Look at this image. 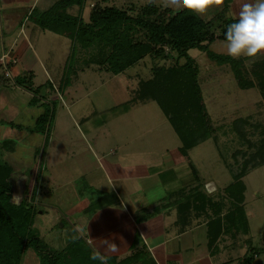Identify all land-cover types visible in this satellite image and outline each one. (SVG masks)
<instances>
[{
    "label": "rangeland",
    "instance_id": "374dc122",
    "mask_svg": "<svg viewBox=\"0 0 264 264\" xmlns=\"http://www.w3.org/2000/svg\"><path fill=\"white\" fill-rule=\"evenodd\" d=\"M96 2H99L100 5L125 9L132 16L140 14L142 7L148 3L160 10L170 7L168 0H85L80 10L75 5L68 7V10L72 9L69 11L72 14L80 12L83 20L87 21L91 8ZM241 2L242 0H232L225 14L235 17ZM221 7V2L213 3L201 16L204 19H211L221 10ZM40 8L42 5L38 4L36 9L41 10ZM19 26L15 27L13 35ZM33 37L30 44L32 43L33 46L40 49L38 60L33 64L32 73L22 67L23 70L19 74L12 73L7 77L4 75L3 65L0 64V83L18 93L19 104L23 98L30 102L31 92L25 90L21 85H14L13 77L20 76L23 83L24 80L31 79L32 88H37L38 94L42 97L46 95L45 91L52 93L54 87L59 86L60 79L54 78V74L56 77L58 74L54 71L50 75L48 71L49 67H54L56 71H64L62 80L67 79L69 84L78 86L79 92L77 91V93L81 97L78 96L76 98L78 102L74 101V104H70L68 109L65 108L66 104L60 98L48 100V97H45L42 100L36 98L31 103L22 102L29 107L39 106L40 102L44 103L43 107L52 108L53 105L55 109L53 118L57 117L59 122L58 119L52 120L48 132V126H46L44 137L37 139L38 141L32 140V137L28 135L30 128L26 122L29 121H24L25 119L22 117L19 121L13 117L11 122H0L2 131L6 126L10 125L8 129L12 127L15 132V134H11L15 143L13 146L15 149L18 147L22 149V151L18 150L15 159H13L14 155L6 153L1 145L2 142H0V163L5 161L10 163L13 170L11 174L15 173L11 177L12 198L15 201L18 197L27 198L32 204L31 208L34 211L32 225L37 229L41 239L49 247L55 249H61L68 245L72 250L87 253V250L94 248L91 246L92 244L86 243L82 239V231L73 222L75 219L66 214V209L81 196H90L92 191L87 189V180L92 181L94 177H88L84 185V180L81 177V179L76 177L72 183L69 182L64 187H59L56 183H45V178L50 180L45 166L48 156L54 162H60L67 160L72 149L82 150L86 154L88 153L87 148L92 146V140L97 139L105 144L104 151L107 152L117 144L119 145L117 149H120L124 138H128L133 139L131 143L134 146L139 145V142L146 143V152L147 155L150 154L152 163L162 162L167 158L172 148L181 145L178 134L155 100L150 99L143 104H135L136 100L132 99V96H134V89L138 81L148 78L154 65L163 67L171 65L176 53L164 45L160 55L146 54L135 64L114 74L95 60L99 58L100 53L92 45L83 47L78 41L71 40L64 34L48 30L35 34ZM3 39L5 43L6 35ZM225 43V40L216 37L208 48L217 53H226ZM188 53L198 65L197 83L200 103L208 115L209 127L207 126L208 133H206L203 126L198 125L200 131L203 132L196 137L197 142L186 150V154L190 156V163L199 170L197 173L199 179L201 177L205 180L211 179L210 181H213L220 189L232 183L234 185L233 193L237 197L240 189L236 187L238 183L236 176L240 175L238 179L243 183L241 194L246 225L240 224V227L236 229L233 227L232 230L223 234L222 239L232 244L229 264H244L247 256L253 251L254 256L251 264H264V96L257 86L262 80V76L255 65L256 61L264 58V53L258 54L255 58L250 57L242 63L241 71L244 78L251 79L254 83V86L248 88L237 86L228 64H217L209 59L205 52L196 48H190ZM15 56L18 60L17 63L21 65L18 55ZM178 60L180 63L184 61L183 58ZM59 65L60 69L56 68ZM122 98H126L128 101L125 104H120L123 102ZM81 113H85L86 117L89 114L82 122L78 117ZM22 121L24 123L20 125ZM191 127H194L193 124ZM21 129L24 130L23 135L17 137L16 134ZM12 130L9 132L11 133ZM7 134H3L2 138H7ZM204 135L208 136L202 138ZM0 141H2L1 137ZM109 156L96 154V159L97 161L99 159L108 161ZM87 158L88 163H92L91 156ZM30 169H34L35 173L32 174V181H29L27 185L26 181L23 183L24 179L20 178V174ZM147 170L148 166L146 172ZM156 177L154 169L151 168L149 182L154 183ZM170 186H174V182L170 183ZM220 189L215 193L213 191V200H220L225 207L223 211H225L230 206L229 198L226 192ZM157 192L158 190L155 196L158 195ZM162 192L165 193L163 189ZM57 200L61 203L59 209L53 205L55 202L52 203ZM157 209L160 211V208ZM164 209L165 207L162 208V210ZM168 216V221L170 220L168 226L173 231L181 229V224L182 226L189 224V221L181 222L177 215L175 220L171 215ZM199 232V229L194 232L198 237L192 240L193 248L197 246L196 240L201 235ZM187 235L188 233L183 234V236ZM183 240L186 241L187 237L174 239L171 247L175 249L182 245ZM133 242L140 245L142 239L137 235ZM202 245L203 241L199 246L202 247ZM143 249L139 246L136 247V250L121 255L117 264H135L134 257L130 256L134 255L135 251H137V258L144 259V264H148L151 257ZM227 249L229 250L228 247ZM150 252L154 260L156 249H151ZM195 254L194 249L180 255L183 259H191ZM200 255L196 257L200 258ZM216 256L214 255V258ZM34 257L33 253L29 256L26 254L23 264H37V259ZM219 260L217 259L213 264L222 263ZM109 264L116 263L110 262Z\"/></svg>",
    "mask_w": 264,
    "mask_h": 264
},
{
    "label": "trees",
    "instance_id": "16d2710c",
    "mask_svg": "<svg viewBox=\"0 0 264 264\" xmlns=\"http://www.w3.org/2000/svg\"><path fill=\"white\" fill-rule=\"evenodd\" d=\"M231 1L221 0V10L211 19H204L200 14L185 9L172 10L165 7L160 10L150 3L142 7L140 14L132 16L125 9L96 2L87 21L83 20L80 12L70 14L66 11L72 5L80 10L85 0H56L46 10L33 11L29 17L41 28L64 34L69 39L78 41L83 47H96L100 55L98 59H94L114 74L135 64L146 54L160 55L164 45L174 50L176 55L171 65H154L151 75L138 81L134 89V99L141 102L151 99L158 103L181 140L180 151L187 157L186 150L197 142L196 137L203 132L198 125L201 124L205 131L209 127L208 115L200 103L198 65L188 50L196 48L205 52L213 62L228 64L238 87L254 86L253 81L245 79L241 71L242 63L250 57H231L227 53H217L208 48L216 37L224 40L226 26L235 18L225 14ZM179 58L184 61L180 63ZM256 63L262 76L257 86L264 96V58ZM19 77H13V84L21 85L31 92L29 103L36 98H43L38 94L37 88H32L31 79L28 78L23 83ZM53 114V105L52 108L45 106L36 118L32 130L43 133L45 127L50 126ZM191 123L194 127H191ZM13 143L11 140H4L1 145L5 150H12ZM191 170L198 180L197 170L192 165ZM12 171L8 162L0 163V264H23L26 254L29 256L31 253L35 255L37 264H96L89 259L91 249L87 253L72 250L68 245L55 249L41 239L32 225V204L27 198L17 202L12 198ZM236 177V187L240 189L238 197L233 193L232 183L223 188L230 206L222 214L220 212L223 203L207 196L198 186L193 189L194 193L198 189L194 199H188L191 190L177 192L185 201L178 209L180 218H184L187 212H203L206 208L210 210L206 214L209 248H212L222 233L229 232L233 227L239 228L240 224L246 225L241 194L243 183L238 179L240 175ZM253 252L247 256L244 264L252 263ZM136 255L137 251L130 255L134 257L135 264H144V259L140 260ZM107 260L108 264L118 262V259L112 257H107ZM148 264L155 262L150 258Z\"/></svg>",
    "mask_w": 264,
    "mask_h": 264
},
{
    "label": "crops",
    "instance_id": "0c3cea01",
    "mask_svg": "<svg viewBox=\"0 0 264 264\" xmlns=\"http://www.w3.org/2000/svg\"><path fill=\"white\" fill-rule=\"evenodd\" d=\"M55 1L56 0H0V55L2 51L10 56H15L17 54L21 63L20 65L16 62L10 66L12 73L19 74L20 71L23 70L22 67H25V69L32 73V67L35 61L38 60L37 56L40 48L37 49L32 43L30 44L31 38L33 35L40 34L47 29L41 28L29 16L33 11L40 12L46 10ZM38 4L42 5V8H40L41 10L36 9ZM70 10H68V7L66 8L68 13H70ZM17 25H20L19 29L15 32V35H13L14 33L12 34V32L15 31ZM4 35H6L5 43L3 39ZM57 67L59 68L60 65L56 66V68ZM54 69V67H49L48 71L50 75L53 74L51 72L54 71L58 74L57 77L54 74V78L60 79L58 83L59 86H55L52 93H47L45 91L46 95H43L42 99H45V97H48V100L60 98L61 101L66 104L65 108L68 109L70 104H74V101L78 102L76 98L79 96L77 93L79 88L78 86L69 84V80L67 79L62 80L64 71H56V69ZM80 97L81 95L79 98ZM132 99H134V96H132ZM18 100H20V97L14 89H8L3 83H0V122H11L13 117H15V120L19 121L22 117V119H25L24 121H29L26 123L29 124L30 131L28 130V135L32 137L31 139H41V137H44V132L39 133L33 131L31 128L34 126L38 115L43 112L44 103L40 102V104H38L39 106L29 107L22 103H29V100L23 98L20 104ZM121 100L123 102L120 104H125V102L128 101L126 98H122ZM137 103L143 104L145 102L136 100L135 104ZM84 114L85 113H81L78 115V117L81 118V122L89 115L88 114L86 117ZM54 119L56 121L58 118H52L53 121ZM24 121H22L20 125L23 124ZM57 121L59 122V119ZM17 123L19 124V122ZM9 126L3 127V131L2 126L0 127V137L2 141H13L11 134H15V132L12 130V127L8 129ZM49 128L50 126L47 127V132ZM10 130H12L11 133L9 132ZM23 131L22 129L18 131V134H16L17 137L23 135ZM8 132L9 134H7ZM3 134H7V138H2L4 137ZM124 139V143L119 147L120 149H117L119 146L117 144L114 148L111 147L110 150H107V152L104 151L106 149L105 144L101 142L100 139H97L92 140V146L87 148L88 153L86 154L82 150L72 149L71 152H69L67 160L60 162H54V160L48 156L45 166L47 176H49L50 180L45 178V183H56L59 187H64L69 184V182L72 183L76 177H81L84 180V185L88 177H94L92 181L87 180V189L92 191L90 196H81L66 209V214L71 215V217H73L72 219H75L73 222L76 223L78 228L82 231V239H84L86 243L92 244L91 246L93 248L101 251L104 250L108 243L115 244L118 251L106 253L107 257H112L115 260L119 259L120 256H123L125 253L128 254L136 250V247L140 246L144 248L143 251H145L147 255L149 254L151 258V249H156L154 254L155 264H213L217 259H220L219 262H222L219 264H229V260H231L229 255L232 244L222 239L225 233H222L218 237L212 248L207 246L206 222L208 216L206 214L210 213V210L206 208L203 212H187L184 218H180L178 212L179 207L182 206L185 201L182 199V196H180V198L179 195H177V192L181 190L188 192L191 190L188 199H194L196 191L198 192L199 189L207 196L214 199V193L220 189V187L213 181H210L211 179L205 180L202 177L198 180L195 179L191 170L192 164L189 161L190 156L187 155V157H185L183 155L179 149L180 144L172 148L168 153V157L162 162L152 163L150 154L147 155L146 152V143L139 142V145L134 146L131 143L133 139ZM18 150L22 151L21 148L18 147L15 149L13 146L12 150L6 149L5 151L8 154L11 153L14 155L12 157L15 159ZM96 154L112 156H109L108 161H104V159H99L100 161H97ZM90 156L93 160L92 163H88L87 161V157ZM147 166L148 170L146 172ZM151 168L154 169L157 175L154 183H150V180H148ZM195 169L198 173L199 170L197 168ZM33 170L34 169H30L20 174V178L22 180L24 179L23 183L26 180L32 181V174L35 173ZM14 174L12 173L10 175V180ZM173 182L174 186H170V183ZM28 184L29 182H27V185ZM196 186H198V189H196L194 193L193 189L194 187L196 188ZM156 189L158 190L157 194L162 195L155 196ZM162 189L165 193L162 192ZM18 192H20V190H18ZM20 199L22 198L18 197L16 202ZM52 203L59 209V204H61L59 200L52 201ZM163 207H165L164 210H162ZM157 208H160V211H158ZM223 208L225 209V207H222L221 214L224 212ZM168 215H171L174 220L177 215L181 222L189 221V224L185 226L181 224V229L173 231L172 228L168 226L170 222V220L168 221ZM196 229L200 230L199 233L201 235L199 239L196 240L197 246L193 248L192 246L194 243L192 240L198 237L194 233ZM184 233H188V235L183 236ZM137 235L142 239L140 245H136V243L133 242ZM183 237H187V240H183L182 245L173 249V247H171L173 240ZM202 241L203 245L200 247L199 245ZM194 249L196 254L193 258L183 259L181 257V253H186ZM199 254H201L200 258L196 257ZM214 255H217L216 258H214ZM210 258H212V260H210ZM222 259H227V261L224 262Z\"/></svg>",
    "mask_w": 264,
    "mask_h": 264
},
{
    "label": "clouds",
    "instance_id": "9594fccd",
    "mask_svg": "<svg viewBox=\"0 0 264 264\" xmlns=\"http://www.w3.org/2000/svg\"><path fill=\"white\" fill-rule=\"evenodd\" d=\"M221 0H168V6L176 10H189L203 15L210 5ZM224 40L227 55L255 58L264 53V0H242L235 18L226 26ZM118 251L108 243L103 251L94 248L89 259L96 264H108L106 253Z\"/></svg>",
    "mask_w": 264,
    "mask_h": 264
},
{
    "label": "built area",
    "instance_id": "2783aa9c",
    "mask_svg": "<svg viewBox=\"0 0 264 264\" xmlns=\"http://www.w3.org/2000/svg\"><path fill=\"white\" fill-rule=\"evenodd\" d=\"M17 62V59L15 56H10L6 52L1 53L0 55V64L4 67V75L9 77L12 75V72L10 70V66L15 64Z\"/></svg>",
    "mask_w": 264,
    "mask_h": 264
},
{
    "label": "flooded vegetation",
    "instance_id": "af4514ba",
    "mask_svg": "<svg viewBox=\"0 0 264 264\" xmlns=\"http://www.w3.org/2000/svg\"><path fill=\"white\" fill-rule=\"evenodd\" d=\"M27 182H29V181L26 180V183H27Z\"/></svg>",
    "mask_w": 264,
    "mask_h": 264
}]
</instances>
